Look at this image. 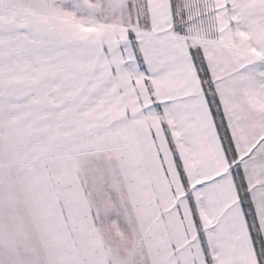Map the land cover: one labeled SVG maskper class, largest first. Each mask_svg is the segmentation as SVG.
Instances as JSON below:
<instances>
[{
  "label": "snow or ice",
  "instance_id": "1",
  "mask_svg": "<svg viewBox=\"0 0 264 264\" xmlns=\"http://www.w3.org/2000/svg\"><path fill=\"white\" fill-rule=\"evenodd\" d=\"M0 264H264V0H0Z\"/></svg>",
  "mask_w": 264,
  "mask_h": 264
}]
</instances>
